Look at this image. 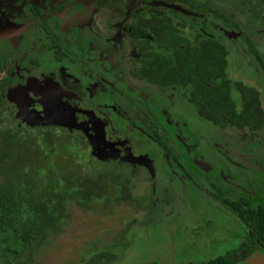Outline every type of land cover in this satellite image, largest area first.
<instances>
[{
	"label": "flooded vegetation",
	"instance_id": "af4514ba",
	"mask_svg": "<svg viewBox=\"0 0 264 264\" xmlns=\"http://www.w3.org/2000/svg\"><path fill=\"white\" fill-rule=\"evenodd\" d=\"M235 3L0 0V71L5 73L2 79H10L7 88L28 99L10 90L23 122L35 132L40 125L38 133L83 137L84 152L97 171L111 173L119 186L134 191L143 187L142 193L127 198L138 207L130 226L151 227L154 219L148 214L153 211L157 220L165 221L186 189L196 196L197 190L203 191L243 225L239 244L227 250L240 246L247 231L243 218L225 202L264 208V111H257L254 122L230 113L220 119L212 100L219 80L207 90L184 83L170 41L175 34L194 47L210 39L224 44L229 50V91L238 92L234 103L241 100L240 90L257 91L264 110V53L259 52L264 29H253L248 3L244 13L238 12L243 5ZM258 20L264 22V0ZM163 33L169 40L165 46L160 43ZM61 121L81 128H62ZM174 188L178 193L173 196ZM99 240L89 244L91 249ZM258 253L264 247L253 256Z\"/></svg>",
	"mask_w": 264,
	"mask_h": 264
},
{
	"label": "trees",
	"instance_id": "16d2710c",
	"mask_svg": "<svg viewBox=\"0 0 264 264\" xmlns=\"http://www.w3.org/2000/svg\"><path fill=\"white\" fill-rule=\"evenodd\" d=\"M164 36L163 33L160 41L163 46L169 42ZM176 36L171 35L170 46L177 70L184 74V83L207 90L213 80H219V91L212 96L216 115L223 120L230 113L236 119L254 122L257 111H264L258 92L240 90L241 100L234 103L227 76V47L212 39L194 47ZM1 66L3 63L0 70ZM9 82V77L0 82V264H40L47 248H60L55 246L56 239L69 229L76 211L87 218L89 213L102 219L106 209L113 211L122 201L113 192V179L118 178L94 168L85 155L83 137L50 130L38 133L23 122L14 92L6 91ZM218 200L225 202L220 197ZM224 205L245 222L247 232L240 246L209 260L181 264H234L264 247V208L245 209L233 201ZM71 248L67 252L57 250L54 261L112 264L121 258L107 245L102 249L85 246L83 251L81 247Z\"/></svg>",
	"mask_w": 264,
	"mask_h": 264
},
{
	"label": "rangeland",
	"instance_id": "374dc122",
	"mask_svg": "<svg viewBox=\"0 0 264 264\" xmlns=\"http://www.w3.org/2000/svg\"><path fill=\"white\" fill-rule=\"evenodd\" d=\"M236 2L243 5L238 6V12H243L246 3L249 4L251 9L249 12L252 13L250 18L253 23H256L253 29L263 30L264 22L258 20L262 0H236ZM256 10H259L257 14ZM252 27L250 26V29ZM263 37L264 35H261L259 38ZM255 42H258V38ZM259 52L262 55L264 48ZM4 76V71H0V82ZM12 89L18 97L22 93L11 87H8L6 91L10 93ZM232 96L235 101L238 100L237 91H234ZM21 99L28 100L25 98V93H22ZM90 162L92 163V160ZM113 180L115 181L113 192L120 201H125V203L121 202L116 205L113 211L106 209L102 219L100 217L96 219L89 213L87 218L85 214H79L76 211V214L72 215V224L66 232L57 237L58 244L55 246L65 252H67L66 249H72L71 247H81L83 251V247H90V243L94 245V241L99 238L101 240L98 241L100 243L98 246L105 247L107 245L122 256L113 264H148L151 262L180 264L209 260L216 254L239 244V237L243 232L241 221L230 215L229 210L218 205L213 199H209L201 190H197L196 196L192 190L186 189L180 203L177 200L176 207L178 203L179 205L176 210L173 209L175 212L171 214L172 217L165 221L157 220L158 216L153 211L152 215L148 214L151 221L154 219V222H151V227L139 229L134 224L128 225L137 214L138 207L133 206L132 199L130 201L127 198L131 193H142L144 188L141 187L134 191L133 187L127 188L126 184L119 186L116 179ZM123 188L128 190L127 193ZM175 193H178L176 188L172 190V195L174 196ZM112 198L110 197V199ZM70 229L71 231H69ZM59 249H57L58 252ZM57 250L47 248L46 256L40 264H61L62 261L57 263L54 261ZM260 254L264 253H258L259 256H261ZM252 259L253 257L238 264H259L257 258Z\"/></svg>",
	"mask_w": 264,
	"mask_h": 264
},
{
	"label": "water",
	"instance_id": "95a60500",
	"mask_svg": "<svg viewBox=\"0 0 264 264\" xmlns=\"http://www.w3.org/2000/svg\"><path fill=\"white\" fill-rule=\"evenodd\" d=\"M185 12V11H184ZM22 114H25L26 115V113L24 112V111H22ZM26 121V120H25ZM26 122H28V121H26ZM38 122H41V120H38ZM51 122H54V119H51ZM62 123H64V125L66 126H64V125H62L61 127L62 128H65V129H70L71 127H74L75 126V128L78 130V129H80L81 128V126L80 125H78V124H76L75 122H73L74 124H72V121H61ZM29 123V122H28ZM56 125H58V123H55ZM28 127H30L31 128V124L29 123V125H28ZM39 127H40V125H36L35 126V128H36V130L39 132ZM42 127H44V128H48V129H52V127H54L53 126V124H51V125H46V124H43L42 125ZM60 127V126H59ZM94 157H98V156H95L94 155ZM101 166H102V164H101ZM106 167H107V165H105ZM99 167H100V165L98 166V169H99ZM105 167V168H106ZM96 169H97V165H96ZM98 171H100V170H98ZM261 256H259L258 254H257V256L255 255V257L253 256V259L252 260H255L256 258H257V261H258V263L259 264H264V254H260ZM259 256V257H258Z\"/></svg>",
	"mask_w": 264,
	"mask_h": 264
}]
</instances>
